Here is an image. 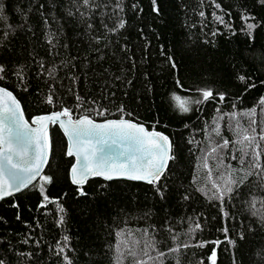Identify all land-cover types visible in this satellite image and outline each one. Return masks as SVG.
I'll return each instance as SVG.
<instances>
[{
	"label": "trees",
	"instance_id": "16d2710c",
	"mask_svg": "<svg viewBox=\"0 0 264 264\" xmlns=\"http://www.w3.org/2000/svg\"><path fill=\"white\" fill-rule=\"evenodd\" d=\"M0 67L28 121L124 118L168 136L175 157L155 185L94 179L81 195L51 127V182L0 202V264H116L121 239L138 259L154 243L164 255L149 264H264V0H0ZM252 128L260 168L237 143Z\"/></svg>",
	"mask_w": 264,
	"mask_h": 264
},
{
	"label": "snow or ice",
	"instance_id": "6c2138e0",
	"mask_svg": "<svg viewBox=\"0 0 264 264\" xmlns=\"http://www.w3.org/2000/svg\"><path fill=\"white\" fill-rule=\"evenodd\" d=\"M84 3L88 4L89 0H84ZM217 19L223 22L221 17ZM120 26L123 27V24ZM248 27L251 29L253 25L250 24ZM3 71V67H0V73ZM210 97H212L211 91L203 92L204 100ZM220 99L223 100V96ZM174 100L181 111H189L188 100L179 96H174ZM48 102L52 103L51 98ZM260 103L264 104V100ZM97 114L103 115L100 112ZM248 115L251 120L255 115V109ZM251 123L254 124L255 121L251 120ZM49 124H59L69 140L68 155L76 158V165L72 168V182L80 186L81 195H85L83 185L93 176H102L105 180L118 178L140 180L155 185L164 175L168 162L175 159L168 136L154 129L149 131L143 125L124 118L97 123L87 115L74 119L72 112L64 108L50 115L36 117L29 123L12 93L0 88V200L28 188L37 177L45 183L51 182L49 177L41 176L51 148ZM259 139L264 140V134L260 135ZM237 143L244 155H248V149H251L253 167H262L259 163L260 144L254 128L250 132L245 130ZM227 146L226 140L218 147ZM217 152L218 148L213 147L209 155ZM203 167L211 174L207 160ZM222 179L223 187L212 182V187L215 189L213 196L220 200L233 191L232 185L236 183L231 173ZM40 190L43 193V184L40 185ZM44 200L48 201V197L44 196ZM121 245H124L123 249ZM149 249L155 250V244L147 243L142 250L147 259H138L137 253L127 246V241L121 239L116 245V264H123L125 252L134 258L133 264H149V261L159 260L164 255L159 253L158 256L153 257ZM178 250V248L172 249V251ZM60 251H63V248ZM215 259L213 252L212 264H215Z\"/></svg>",
	"mask_w": 264,
	"mask_h": 264
},
{
	"label": "water",
	"instance_id": "95a60500",
	"mask_svg": "<svg viewBox=\"0 0 264 264\" xmlns=\"http://www.w3.org/2000/svg\"><path fill=\"white\" fill-rule=\"evenodd\" d=\"M0 88H2V87H0ZM3 89H5V88H3ZM6 91H8L7 89H5ZM10 92V91H9ZM12 93V92H11ZM12 95L15 97V95L12 93ZM16 98V97H15ZM16 100L18 101V99L16 98ZM19 102V101H18ZM19 104H20V102H19ZM20 106H21V104H20ZM21 109H22V106H21ZM23 110V109H22ZM50 114H52V113H50ZM50 114H47V115H50ZM23 115H24V112H23ZM40 116H43V115H40ZM36 117H39V116H36ZM36 117H34V118H36ZM24 118H25V116H24ZM34 118H32L31 119V121L34 119ZM90 118V117H89ZM26 119V118H25ZM31 121L29 122V123H31ZM95 121V120H94ZM106 121H108V120H106ZM106 121H95V122H97V123H104V122H106ZM134 123V122H133ZM57 127L58 129H59V131L61 132V134L63 135V137H64V139H65V141H66V156L68 157V158H71L72 160H73V163H72V166H71V168H70V170H69V180H70V183H71V185H73V186H75V187H80V186H78V185H76V184H74L73 182H72V168L76 165V158L74 157V156H69L68 155V149H69V140H68V138H67V136L64 134V131H63V129L59 126V124H49V126H48V134H49V138H50V128L51 127ZM145 127V126H144ZM146 128V127H145ZM150 131V130H149ZM50 142H51V139H50ZM50 152H51V148H50V150H49V152H48V156H47V161H46V163L44 164V166H43V169H42V173H41V175L43 174V172H44V170H45V168H46V166H47V164H48V161H49V158H50ZM169 163H170V161L168 162V166H169ZM168 168V167H167ZM167 170V169H166ZM165 170V171H166ZM165 173V172H164ZM39 178L40 177H37L36 178V180L35 181H33V183L31 184V185H29V187L30 186H32L34 183H36L38 180H39ZM94 179H100V180H102V181H104V182H112V181H128V182H133V183H140V184H146V185H153V184H148L147 182H145V181H140V180H128V179H125V178H118V179H113V180H105L102 176H93V177H90L88 180H87V182L88 181H90V180H94ZM86 182V183H87ZM86 183L83 185V187L86 185ZM28 187V188H29ZM27 188H24V189H22L20 192H16V193H14L12 196H8V197H5L3 200H5V199H8V198H10V197H13V196H15V195H17V194H19V193H21L22 191H24V190H26ZM2 200H0V202H1Z\"/></svg>",
	"mask_w": 264,
	"mask_h": 264
},
{
	"label": "flooded vegetation",
	"instance_id": "af4514ba",
	"mask_svg": "<svg viewBox=\"0 0 264 264\" xmlns=\"http://www.w3.org/2000/svg\"><path fill=\"white\" fill-rule=\"evenodd\" d=\"M26 120H27V119H26ZM30 121H31V120H30ZM30 121H29V122H30Z\"/></svg>",
	"mask_w": 264,
	"mask_h": 264
}]
</instances>
